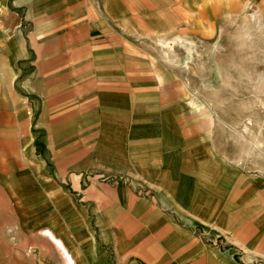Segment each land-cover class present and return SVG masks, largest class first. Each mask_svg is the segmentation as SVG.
Instances as JSON below:
<instances>
[{"label":"rangeland","instance_id":"374dc122","mask_svg":"<svg viewBox=\"0 0 264 264\" xmlns=\"http://www.w3.org/2000/svg\"><path fill=\"white\" fill-rule=\"evenodd\" d=\"M120 2L99 4L130 47L123 49L126 61H99L98 76L113 82L114 92L99 96L97 129H69L71 112L89 114L82 92L71 106L59 93L60 114L40 116L29 100L2 90L0 264H73L53 225L88 215L91 220L80 198L87 189L89 198L92 186L131 185L132 173L120 164L125 150L133 160L136 141L169 144L164 154L188 160L208 158L209 181L223 177L226 205L235 186L242 203L264 208V0ZM9 9L0 0V32L11 23ZM4 69L11 68L0 66V84L6 83ZM123 78L129 83L118 82ZM45 127L50 130L43 137ZM134 189L140 197L155 195L146 186Z\"/></svg>","mask_w":264,"mask_h":264},{"label":"crops","instance_id":"0c3cea01","mask_svg":"<svg viewBox=\"0 0 264 264\" xmlns=\"http://www.w3.org/2000/svg\"><path fill=\"white\" fill-rule=\"evenodd\" d=\"M108 1L124 2L5 0L12 20L0 32V66L11 69L2 72L6 83L0 84V97L2 90L15 92V97L39 107L40 116H50L60 114L59 93H65L71 106L82 92L89 114L80 111L76 117L77 112H71L69 129H97L93 117L97 105L103 104L99 96L103 99L114 92L108 85L113 82L98 76L99 61L115 57L126 61L123 49L130 47L123 32L108 24L107 8L99 5L108 6ZM102 37L106 38L98 40ZM118 82L129 83V79ZM46 127L40 131L43 137L44 130H50ZM136 143L133 160L125 150L122 160H127L120 164L132 173L130 186H92L89 198L88 189L80 198L87 201L80 207L87 206L92 219L88 215L53 225L73 264H264V208L242 203L240 188L235 186L237 192L231 193L226 205L219 182L223 177L209 181L208 158L188 160V156L164 154L171 149L169 144ZM135 186H146L155 195L140 197Z\"/></svg>","mask_w":264,"mask_h":264},{"label":"trees","instance_id":"16d2710c","mask_svg":"<svg viewBox=\"0 0 264 264\" xmlns=\"http://www.w3.org/2000/svg\"><path fill=\"white\" fill-rule=\"evenodd\" d=\"M41 138L42 137L37 138L36 145L41 149L40 151L43 152L45 148L43 147V142L41 141Z\"/></svg>","mask_w":264,"mask_h":264}]
</instances>
